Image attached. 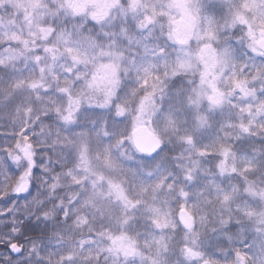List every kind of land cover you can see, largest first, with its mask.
Returning a JSON list of instances; mask_svg holds the SVG:
<instances>
[{
    "label": "snow or ice",
    "instance_id": "1",
    "mask_svg": "<svg viewBox=\"0 0 264 264\" xmlns=\"http://www.w3.org/2000/svg\"><path fill=\"white\" fill-rule=\"evenodd\" d=\"M21 16L0 22V175L37 205L24 223L73 237L57 264H221L210 223L223 264H257L264 0H23ZM133 151L155 159L128 167Z\"/></svg>",
    "mask_w": 264,
    "mask_h": 264
},
{
    "label": "trees",
    "instance_id": "2",
    "mask_svg": "<svg viewBox=\"0 0 264 264\" xmlns=\"http://www.w3.org/2000/svg\"><path fill=\"white\" fill-rule=\"evenodd\" d=\"M4 16L0 14V19H2ZM8 17V16H6ZM128 83H131L129 81ZM0 123H6V122H0ZM125 125H121V127H124ZM6 131L5 127H0V143H2L4 140L10 139V137L4 135ZM249 143H254L257 147H260L264 145V141H261L259 139L249 141ZM131 148V146H129ZM259 153H257L258 155ZM2 155V154H0ZM132 155L135 157L133 161H125L126 166L128 167H134L138 168L140 166L139 162H143V165L145 167H148L153 160H148L146 157L140 156L136 152H132ZM249 155H252L251 151H249ZM255 177V183L256 179H260V181L264 180V171L259 172ZM22 181L16 179L15 173L13 172L12 175L6 176V175H0V208L3 210H9V214L5 216V218H8V216H11L12 220L8 221L7 228H13V234L12 236H7V240L0 241V246H3L5 244H16L18 246H22L24 249V253L27 251L29 246H34L35 248H38V252H48L56 254L59 251L63 250L65 252H78V247H76L73 243V237L71 236H64L60 237L57 234H53L49 232V230L42 224L37 223L36 218L32 217L31 220H28L27 223H24V221L27 219L28 216L31 215L32 211L35 210L37 205L35 202H30L28 207L26 208L24 206V201L15 195L17 190H22L21 188ZM258 185V183H256ZM49 208H51V204H49ZM217 220H219V216L216 217ZM23 227L24 236L27 237V239H23V244L20 245V239L19 232L20 229ZM211 229V223L209 224V230H205V236L201 240V250L206 254L208 258H214L217 261L223 262L225 261V256L223 254V249H231L232 245L229 243L228 240H226L221 233H213L210 231ZM244 235H246L249 239H251V236L253 235L251 232H246ZM233 236L236 239H239V235L237 233H233ZM31 246V247H32ZM65 246L67 249H62V247ZM59 249V250H58ZM239 251H247L252 252V249H245L243 245H239L238 249ZM23 253V254H24ZM229 255H231V252H229ZM257 256L258 261L257 264H264V249H257ZM35 258V259H34ZM65 255V259H67ZM9 258V254H7L5 251L0 250V264H46L48 262H42L39 261L37 257H29L26 261L18 258ZM176 257H170V260H175ZM248 258L245 257V260ZM51 262L53 264H57L56 258L52 256ZM50 263V261H49ZM232 264H238V262L233 261ZM249 264L251 262L249 261Z\"/></svg>",
    "mask_w": 264,
    "mask_h": 264
},
{
    "label": "rangeland",
    "instance_id": "3",
    "mask_svg": "<svg viewBox=\"0 0 264 264\" xmlns=\"http://www.w3.org/2000/svg\"><path fill=\"white\" fill-rule=\"evenodd\" d=\"M22 12H23V0H0V14L4 16L2 19H0V22L15 21L17 25L23 27L24 22L21 16ZM258 174L260 175V173ZM256 183H258L259 186H264V180L260 181V179H256ZM5 213H7L8 215L9 210H3L2 208H0V241L7 240V236H12L13 234V228H9V229L7 228L8 221L9 220L11 221L12 220L11 218L13 217L11 215L8 216V218H5L6 216ZM12 245H16V244H12ZM31 246L28 247L27 251L23 254L22 257H13V258L14 259L17 258V260H19L18 258H20V260L23 259L26 261L27 259H29V257H37L39 261L45 263L48 262L46 264H53L51 262V258L52 256H55L54 252L53 253L42 252V251L38 252L37 247L35 248L34 246L32 247ZM18 247L20 248L21 246ZM62 249H67V248L63 246ZM77 250H79V248H77ZM66 257H67V252H66Z\"/></svg>",
    "mask_w": 264,
    "mask_h": 264
},
{
    "label": "water",
    "instance_id": "4",
    "mask_svg": "<svg viewBox=\"0 0 264 264\" xmlns=\"http://www.w3.org/2000/svg\"><path fill=\"white\" fill-rule=\"evenodd\" d=\"M19 250H20V248L17 245H13V247H12L13 253L18 252Z\"/></svg>",
    "mask_w": 264,
    "mask_h": 264
}]
</instances>
